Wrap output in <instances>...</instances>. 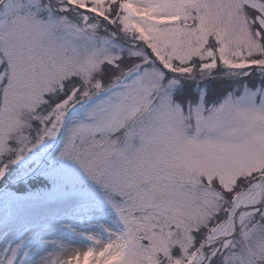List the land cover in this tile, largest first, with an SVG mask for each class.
Here are the masks:
<instances>
[{
  "label": "snow or ice",
  "instance_id": "snow-or-ice-1",
  "mask_svg": "<svg viewBox=\"0 0 264 264\" xmlns=\"http://www.w3.org/2000/svg\"><path fill=\"white\" fill-rule=\"evenodd\" d=\"M0 264H264V0H0Z\"/></svg>",
  "mask_w": 264,
  "mask_h": 264
}]
</instances>
